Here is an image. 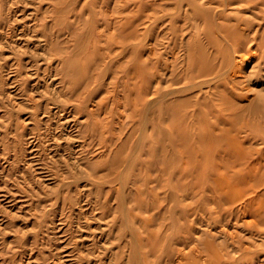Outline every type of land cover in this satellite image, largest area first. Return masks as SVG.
Instances as JSON below:
<instances>
[{"label":"rangeland","instance_id":"obj_1","mask_svg":"<svg viewBox=\"0 0 264 264\" xmlns=\"http://www.w3.org/2000/svg\"><path fill=\"white\" fill-rule=\"evenodd\" d=\"M157 1L0 0V264H174L196 233L183 264H232L247 244L264 0ZM245 51L248 73L222 75Z\"/></svg>","mask_w":264,"mask_h":264},{"label":"bare ground","instance_id":"obj_2","mask_svg":"<svg viewBox=\"0 0 264 264\" xmlns=\"http://www.w3.org/2000/svg\"><path fill=\"white\" fill-rule=\"evenodd\" d=\"M155 1V0H154ZM167 1V0H166ZM173 1V0H172ZM196 1L197 0H195V1H193V3H196ZM158 3L160 2V0L159 1H157ZM161 2H162V0H161ZM208 2L210 3L211 2V0H208ZM155 3V2H154ZM180 3H181V1H180ZM200 3H202V6H204V4H206L207 2H206V0H201V2ZM208 3V4H209ZM212 3V2H211ZM238 3V2H237ZM185 4H187V3H185ZM198 4V3H197ZM207 4V5H208ZM166 5V4H165ZM164 5V6H165ZM206 5V6H207ZM212 5V4H211ZM215 5H218V4H215ZM229 5V4H228ZM257 5V4H256ZM255 5V6H256ZM157 6L159 7V4H157ZM156 6V7H157ZM160 6H163L162 4L160 5ZM167 6V5H166ZM165 6V7H166ZM171 6V5H170ZM175 6V5H174ZM218 6H220V5H218ZM232 6H234V4L232 5ZM236 6V5H235ZM239 6V5H238ZM157 7V8H158ZM184 7V6H183ZM230 7V6H229ZM163 8V7H162ZM178 8V7H177ZM211 8H212V6H211ZM214 8H216L217 9V7H214ZM160 9V8H159ZM163 9H165V8H163ZM173 9V8H172ZM206 9L208 10V8L206 7ZM224 9V8H223ZM155 10H157V9H155ZM167 10V9H166ZM211 10V9H210ZM219 10V9H218ZM221 10V9H220ZM219 10V11H220ZM225 10V9H224ZM159 11V10H158ZM161 11V10H160ZM177 11V10H176ZM189 11H191V10H189ZM218 11V12H219ZM155 12V11H154ZM230 12V11H229ZM156 13V12H155ZM192 13V12H191ZM221 14V13H220ZM169 15H171V14H169ZM183 16H184V14H182ZM216 15V14H215ZM221 16V15H220ZM139 20H140V17H139ZM142 20V19H141ZM160 21V20H159ZM140 22H142V21H140ZM156 22V21H155ZM168 22V21H167ZM179 22H180V20H179ZM183 22V21H182ZM236 22V21H235ZM245 22V21H244ZM161 23V22H160ZM165 23V22H164ZM189 23V22H188ZM136 24V23H135ZM162 24V23H161ZM160 24V25H161ZM194 24V26H195V23H193ZM220 24V23H219ZM191 25V24H190ZM162 26H163V24H162ZM166 26H168V25H166ZM180 26V25H179ZM203 27H204V25H202ZM221 26V25H220ZM160 27V26H159ZM164 27H165V25H164ZM182 27V26H181ZM217 27V26H216ZM162 28V27H161ZM180 28V27H179ZM157 29H159V28H157ZM169 29V28H168ZM187 29H188V27H187ZM189 29H190V26H189ZM165 30V29H164ZM167 30V29H166ZM186 30V29H185ZM200 30H201V27H200ZM218 30V29H217ZM226 30H227V28H226ZM229 30H230V28H229ZM160 31V30H159ZM179 31H181L182 32V28H181V30H179ZM178 31V32H179ZM196 31H197V29H196ZM195 31V32H196ZM205 31V30H204ZM228 31V30H227ZM136 32V31H135ZM134 32V33H135ZM180 32V33H181ZM156 33H157V31H156ZM163 33V32H162ZM251 33V32H250ZM161 34V33H160ZM168 34V33H167ZM136 35V34H135ZM141 35V34H140ZM143 35V34H142ZM159 35V34H158ZM213 35V34H212ZM217 35V34H216ZM134 36V35H133ZM170 36V35H169ZM222 36V35H221ZM132 37V36H131ZM138 37V36H137ZM146 37V36H145ZM159 37H160V35H159ZM184 37V36H183ZM224 37V36H223ZM168 38V37H167ZM230 38V37H229ZM258 38V37H257ZM136 39V38H135ZM139 39V38H138ZM162 39V38H161ZM180 39V38H179ZM181 39H182V36H181ZM191 39V37L188 39V40H190ZM231 39V38H230ZM129 40V39H128ZM163 40V39H162ZM251 40V39H250ZM136 41V40H135ZM164 41H168L167 39H164ZM170 41V40H169ZM127 42V41H126ZM151 42V41H150ZM161 42H163V41H161ZM203 42V41H202ZM236 42V41H235ZM239 41L237 40V42L236 43H238ZM89 43V42H88ZM174 43V42H173ZM180 43V42H179ZM182 43V42H181ZM198 43V42H197ZM205 43V42H204ZM146 44V43H145ZM163 44V43H162ZM166 44V43H165ZM164 44V45H165ZM183 44V43H182ZM88 45V44H87ZM129 45V44H128ZM134 45V44H133ZM167 45V44H166ZM165 45V46H166ZM222 45H224V44H222ZM257 45V44H256ZM125 46V45H124ZM127 46V45H126ZM182 46V45H181ZM180 46V47H181ZM205 46V45H204ZM229 46H230V44H229ZM250 46V45H249ZM146 47V46H145ZM159 47V46H158ZM162 47H164V46H162ZM173 47V46H172ZM176 47V46H175ZM232 47V46H231ZM126 48H128V47H126ZM152 48V47H151ZM171 48V47H170ZM183 48V47H182ZM96 49V48H95ZM165 49V48H164ZM163 49V50H164ZM169 49V48H168ZM260 49V48H259ZM131 50V49H130ZM149 50H151V49H149ZM155 50V49H154ZM158 50H160V48L158 49ZM252 50H253V48H252ZM252 50H249V51H252ZM152 51V50H151ZM150 51V52H151ZM179 51V50H178ZM183 52H184V50H182ZM238 51V50H237ZM248 51V52H249ZM256 51V50H255ZM145 52V51H144ZM147 52V51H146ZM155 52H156V50H155ZM175 52H177V51H175ZM216 52V51H215ZM232 52V51H231ZM233 52H235L234 50H233ZM248 52H246L245 51V53H239V55L237 56L236 54H234L235 56H234V58L231 60V62H230V66H228V68H227V70H224L221 74L222 75H224V74H226L228 71H231V72H233V73H236V71H238V72H240V71H242V73L240 74L241 76L240 77H242V74L243 73H248L247 72V70L245 69V65H246V62L250 59V58H255L256 57V55L255 56H253V57H251V55L252 54H250L249 55V53ZM253 52H254V50H253ZM140 53H141V51H140ZM169 53V52H168ZM237 53V52H236ZM246 53H248V54H246ZM154 54V53H153ZM170 55H171V52L169 53ZM258 54V53H257ZM133 56H134V54H132ZM157 55V54H156ZM166 55V54H165ZM174 55H175V53H174ZM145 56V55H144ZM143 56V57H144ZM155 56V55H154ZM168 56V55H167ZM173 56V55H172ZM171 56V57H172ZM182 56H184V55H182ZM156 57V56H155ZM169 57V56H168ZM176 57V56H175ZM180 57L181 56H179L178 58H179V61H180ZM258 57V56H257ZM139 58H142V57H140V55H139ZM184 58H185V56L184 57H182V59L184 60ZM156 59V58H155ZM165 59V58H164ZM173 59H175L174 57H173ZM177 59V58H176ZM187 59V58H186ZM144 60V59H143ZM165 60H167V59H165ZM216 60V59H215ZM228 60H229V58H228ZM145 61V60H144ZM170 61V60H169ZM256 61V60H255ZM166 62V64H167V61H165ZM177 62V61H176ZM188 62V61H187ZM145 63V62H144ZM179 63V62H178ZM218 63V62H217ZM250 63V62H249ZM253 63H255V62H253ZM259 63V62H258ZM156 64H157V61H156ZM180 64V63H179ZM178 64V65H179ZM137 65V64H136ZM160 65H163L162 64V62H161V64ZM214 65V64H213ZM220 66V65H219ZM152 67H153V65H152ZM169 67H170V64H169ZM217 67H218V65H217ZM216 67V68H217ZM142 68H143V66H142ZM141 68V69H142ZM154 68V67H153ZM162 68V67H161ZM160 68V69H161ZM164 68H166V67H164ZM180 68V67H179ZM190 68V67H189ZM201 68V67H200ZM199 68V69H200ZM139 69H140V67H139ZM138 69V71H140ZM175 69V68H174ZM212 69H214L213 67H212ZM219 69V68H218ZM217 69V70H218ZM176 70H177V68H176ZM216 69H214L213 71H217ZM167 71V70H166ZM156 72V71H155ZM154 72V73H155ZM162 72V71H161ZM164 72H165V70H164ZM192 72H194V70L193 71H191V73ZM211 72H212V70H211ZM210 72V73H211ZM171 73V72H170ZM169 73V74H170ZM190 73V72H189ZM232 73V74H233ZM72 74V73H71ZM220 74V75H221ZM238 74V73H237ZM156 75V74H155ZM155 75H153V76H155ZM164 75V74H163ZM178 75V74H177ZM183 75H184V73H183ZM189 75V74H188ZM188 75H186L187 76V78H188ZM203 75V74H202ZM206 75V74H205ZM205 75H204V77H205ZM211 75H212V73H211ZM214 75V74H213ZM166 76H168V75H166ZM182 76V75H181ZM210 76V75H209ZM250 76V75H249ZM248 76V78L250 79L251 77H249ZM169 77H170V75H169ZM216 77H219V75L218 76H216ZM215 77V78H216ZM231 77H232V75H231ZM244 77V76H243ZM146 78H148V77H146ZM151 78H153V77H151ZM156 78H157V76H156ZM176 78V77H175ZM221 78H223L222 76H221ZM145 79V78H144ZM168 79V78H167ZM179 79V78H178ZM181 79H182V77H181ZM186 79V78H185ZM211 79V78H210ZM209 79V80H210ZM246 79V78H245ZM151 80V79H150ZM156 80V79H155ZM165 80H166V78H165ZM173 80V79H172ZM190 80V79H189ZM208 80V79H207ZM220 80V79H219ZM148 81H149V79H148ZM153 81H154V79H153ZM170 81V80H169ZM230 81V80H229ZM90 82H92L91 81V79H90ZM88 83V84H91V83ZM96 82H97V80H96ZM95 81H94V83H96ZM150 82V81H149ZM184 82V81H183ZM232 82V81H231ZM99 83V82H98ZM98 83H96V84H98ZM151 83H153L152 82V80H151ZM160 83H161V78H159V80H158V85H157V91L159 92L160 91ZM181 83V82H180ZM187 83V82H186ZM195 83V82H194ZM198 83V82H197ZM197 83H195V84H193V83H191V84H193L194 86H196V85H198ZM155 84V83H154ZM153 84V85H154ZM165 84V83H164ZM168 84H169V82H168ZM182 84V83H181ZM181 84H179L180 86H181ZM201 84V83H200ZM199 84V85H200ZM204 84V83H203ZM202 84V85H203ZM209 84V83H208ZM193 85H191V86H193ZM201 85V86H202ZM149 86H150V84H149ZM185 86H187V85H185ZM190 86V87H191ZM184 88H186V87H184ZM199 88V87H198ZM207 88V87H206ZM181 89V88H180ZM183 89V88H182ZM192 89V88H191ZM202 89H203V87H202ZM205 89V88H204ZM149 90H150V92H151V89L149 88ZM173 90V89H172ZM177 90V89H176ZM187 90V89H186ZM147 91V90H146ZM146 91H145V94H146ZM152 91H154V90H152ZM166 91V90H165ZM143 92V91H142ZM149 92V91H148ZM164 92V91H163ZM174 92V91H173ZM180 92V91H179ZM155 93V92H154ZM166 94H167V92H165ZM198 93V92H197ZM153 94V93H152ZM162 94V93H161ZM160 94V95H161ZM170 94V93H169ZM168 94V95H169ZM182 94V93H181ZM205 94V93H204ZM167 95V96H168ZM154 96V95H153ZM162 96V95H161ZM164 96V95H163ZM171 96V95H170ZM166 97V96H165ZM183 97V96H182ZM155 98V97H154ZM146 99V98H145ZM149 99V98H148ZM165 99V98H164ZM204 99V98H203ZM236 99V98H235ZM151 100V99H150ZM154 100H156V99H154ZM160 100H162V99H160ZM204 100H207V99H204ZM217 100V99H216ZM170 101V100H169ZM154 102V101H153ZM153 102H151V104H149V107H150V105L152 106V103ZM157 103H159V102H157ZM156 103V104H157ZM97 105V104H96ZM156 106V105H155ZM98 107V106H97ZM95 108H96V106H95ZM151 108V107H150ZM141 109V108H140ZM148 111H150V110H148ZM182 113V112H181ZM207 117V116H206ZM158 118V117H157ZM187 118V117H186ZM218 120H220V119H218ZM222 120V119H221ZM219 121V122H223V121ZM170 125V124H169ZM171 126V125H170ZM169 126V127H170ZM182 126V125H181ZM184 126H182L181 127V129H184L185 130V128H183ZM97 129V128H96ZM167 130H168V128H166ZM177 129V128H176ZM110 130V129H109ZM172 130V129H171ZM103 131V130H102ZM106 131V130H105ZM104 131V132H105ZM145 131V130H144ZM164 131V130H163ZM176 131V130H175ZM178 131V130H177ZM179 131H181L180 129H179ZM97 132H98V130H97ZM107 132V131H106ZM106 132H105V134H106ZM167 133V132H166ZM200 133V132H199ZM220 133V132H219ZM108 134V133H107ZM144 134V133H143ZM143 134H141V136L143 135ZM100 135V134H99ZM195 135V134H194ZM106 136V135H105ZM168 136V135H167ZM107 137V136H106ZM165 138H166V136H164ZM105 138V137H104ZM157 138H158V136H157ZM194 138V137H193ZM243 138V137H242ZM98 139V138H97ZM167 139V138H166ZM244 139V138H243ZM112 140V139H111ZM164 140V139H163ZM108 141H110V139L108 140ZM200 141H201V139H200ZM113 142V141H112ZM105 143V142H104ZM202 143V141L200 142V144ZM137 144H138V142H137ZM142 144H144V143H142ZM113 145V144H112ZM195 145V142H194V144H193V146ZM137 146V145H136ZM144 146V145H143ZM109 147H111V146H109ZM139 147V146H138ZM143 148V147H142ZM192 148V147H191ZM195 148V147H194ZM106 149V148H105ZM193 149V148H192ZM192 149H190V150H192ZM196 149H197V147H196ZM240 149V148H239ZM207 150H210V149H207ZM220 150V149H219ZM242 150H244L243 148H241V150L240 151H242ZM136 151V150H135ZM197 151V150H196ZM245 151V150H244ZM243 151V152H244ZM183 152V151H182ZM193 152V151H192ZM214 152V151H213ZM220 152V151H219ZM258 152V151H257ZM185 154V153H184ZM220 154H221V152H220ZM254 154V153H253ZM196 155H198V153L196 154ZM219 156V155H218ZM255 157V156H254ZM188 159V158H187ZM121 160H122V158H121ZM130 160V159H129ZM122 162V161H121ZM196 162V161H195ZM194 162V163H195ZM118 163H119V161H118ZM124 163V162H123ZM128 163V162H127ZM246 163V162H245ZM253 163V162H252ZM251 163V164H252ZM119 166V165H118ZM123 166H124V164H123ZM126 166V165H125ZM128 166V165H127ZM252 167V166H251ZM116 168V167H115ZM122 168V167H121ZM166 168V167H165ZM253 168V167H252ZM261 168V171H262V167H260ZM255 169H257V168H254V171H255ZM252 171H253V169H252ZM180 172V171H179ZM181 173V172H180ZM259 174V173H258ZM236 175H238V174H236ZM251 175L252 174H250V177H251ZM180 176V175H179ZM235 178H238V177H235ZM254 178V177H253ZM248 179H250V178H247V180H246V182L247 181H249ZM252 179V178H251ZM236 181V180H235ZM249 182H251V181H249ZM255 183L251 186V188H250V192H251V196H250V201H249V203H250V207H251V218H250V222H249V235H248V240H247V244L246 245H244L245 243H243V246H234V248H233V255H235V253H237L238 255L235 257V260H236V262L235 263H232V264H264V191H261V189H262V187L264 186V183H261L260 182V179H259V176L256 174V176H255V181H254ZM236 184V183H235ZM234 184V185H235ZM242 184V183H241ZM237 185V184H236ZM247 185V184H246ZM238 186V185H237ZM219 187V186H218ZM243 191V190H242ZM249 192V193H250ZM244 193V192H243ZM248 193V194H249ZM246 194V193H245ZM221 196V195H220ZM246 196V195H245ZM106 198V197H105ZM248 200V199H247ZM128 202V201H127ZM130 210V209H129ZM144 211H145V208L143 209ZM130 212V211H129ZM134 216V215H133ZM123 218V217H122ZM138 218H139V216H138ZM143 220V219H142ZM126 221H127V219H126ZM125 221V222H126ZM145 223V222H144ZM125 225V224H124ZM124 232V231H123ZM137 232V231H136ZM222 232V231H221ZM220 232V233H221ZM130 233V232H129ZM186 233V232H185ZM188 233V232H187ZM186 233V234H187ZM136 234V233H135ZM215 234V233H214ZM216 235H218V234H216ZM227 235V234H226ZM225 235V236H226ZM229 235V234H228ZM231 235H232V233H231ZM234 235V234H233ZM130 236V235H129ZM202 236H204V235H201V236H199L197 233L196 234H188L184 239H177V240H175V239H172L171 240V243H170V245H169V247H170V250H169V258H170V260L171 259H173V256H174V254H177L178 255V257H180V260H178L177 262H175L174 264H183V260L184 259H187L188 258V256L191 254H194V255H192V256H195V257H201L202 258V255H201V251H203V250H201L200 249V247H199V244L201 243V242H203L202 241V239H203V237ZM230 236V235H229ZM228 236V237H229ZM131 237V236H130ZM138 237V236H137ZM227 237V238H228ZM236 237V236H235ZM245 237V236H244ZM243 237V238H244ZM118 238V237H117ZM122 238V237H121ZM152 238V237H151ZM222 238V237H221ZM147 239V238H146ZM154 239V238H153ZM163 239V242H164V238H162ZM166 239V238H165ZM208 239V238H207ZM236 239V238H235ZM134 240H136V239H134ZM206 240V239H205ZM209 240V239H208ZM211 240H213L212 238H211ZM230 240H231V238H230ZM241 240V239H240ZM154 241V240H153ZM223 241V240H222ZM232 241V240H231ZM230 241V242H231ZM207 242V241H206ZM210 242V241H209ZM137 243V242H136ZM213 243V242H212ZM212 243H210V244H212ZM229 243V242H228ZM125 245V244H124ZM180 245V246H179ZM216 245V244H215ZM233 245V244H232ZM150 246H151V244H150ZM217 246V245H216ZM230 247V246H229ZM209 251H211L213 248H215V247H213V248H211V247H206ZM153 249V248H152ZM151 249V250H152ZM216 249V248H215ZM223 249V248H222ZM137 250H138V248H137ZM214 250V249H213ZM159 250L157 249V252H158ZM217 252H218V250H216ZM213 253H214V251H212ZM222 252H223V250H222ZM139 253V252H138ZM143 253V252H142ZM221 253V252H220ZM144 254V253H143ZM215 254V253H214ZM158 255V254H157ZM176 255V256H177ZM205 255V254H204ZM225 255H229V253H221L220 255H219V253L218 254H216L215 255V260H212V261H210L212 264H229V263H227L226 261H223L222 259H223V257L225 256ZM151 256V255H150ZM119 257V256H118ZM143 257H144V255H143ZM206 257V256H205ZM145 258H146V256H145ZM176 258V257H175ZM118 259V258H117ZM134 259V258H133ZM189 259V258H188ZM205 260H206V258H204ZM203 260V259H202ZM208 260V259H207ZM132 261V260H131ZM163 261H165V260H163ZM185 261V260H184ZM204 261V260H203ZM133 262V261H132ZM145 262V261H144ZM135 263V262H134ZM166 263V262H165ZM198 263V262H197ZM136 264V263H135ZM139 264H140V262H139ZM188 264V263H187ZM194 264H196V263H194ZM208 264V263H207Z\"/></svg>","mask_w":264,"mask_h":264}]
</instances>
